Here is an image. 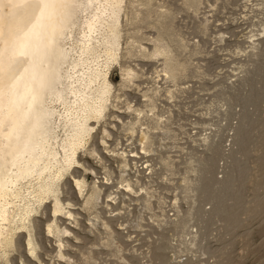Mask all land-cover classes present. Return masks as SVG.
I'll use <instances>...</instances> for the list:
<instances>
[{
	"label": "rangeland",
	"instance_id": "rangeland-1",
	"mask_svg": "<svg viewBox=\"0 0 264 264\" xmlns=\"http://www.w3.org/2000/svg\"><path fill=\"white\" fill-rule=\"evenodd\" d=\"M126 1L151 17L167 7L187 68L167 78L139 50L157 29L122 18L110 103L61 181L63 208L46 198L35 254L18 229L0 264H264V0ZM125 67L135 75L123 83Z\"/></svg>",
	"mask_w": 264,
	"mask_h": 264
},
{
	"label": "bare ground",
	"instance_id": "bare-ground-1",
	"mask_svg": "<svg viewBox=\"0 0 264 264\" xmlns=\"http://www.w3.org/2000/svg\"><path fill=\"white\" fill-rule=\"evenodd\" d=\"M185 1L194 8L200 2ZM150 2L144 0L145 11H153ZM126 5L125 0H0L1 260L16 247L22 228L35 254L32 213L46 198H51L54 213L62 210L61 181L78 163V152L86 148L94 123L110 103L108 71L121 57L122 18L149 19L157 29L151 50H139L160 57L167 78L176 81L187 68L178 57L186 47L184 38L171 29L167 7L155 10L152 20ZM121 71L123 83L135 75L129 67ZM139 135L150 140L149 131ZM74 183L85 188L84 179L74 178ZM97 188L86 203L95 201ZM52 227L57 233L67 231L48 224V230Z\"/></svg>",
	"mask_w": 264,
	"mask_h": 264
}]
</instances>
